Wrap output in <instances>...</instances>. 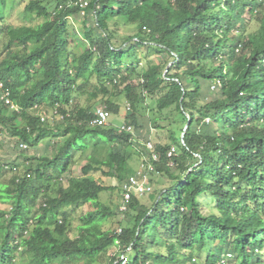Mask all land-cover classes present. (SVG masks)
Instances as JSON below:
<instances>
[{
  "label": "trees",
  "instance_id": "obj_1",
  "mask_svg": "<svg viewBox=\"0 0 264 264\" xmlns=\"http://www.w3.org/2000/svg\"><path fill=\"white\" fill-rule=\"evenodd\" d=\"M87 2L80 17L67 0H29L24 15L40 22L0 24V134L21 152L45 139L50 148L0 163V172L11 173L0 183V264L17 256L30 264H95L111 250L112 264L122 253L126 264H196L202 254L203 264H264V0ZM248 17L258 23L252 33ZM115 20L135 25V34L117 40ZM154 55L161 62L139 67ZM120 95L133 133L109 120L89 125L91 102L101 99L110 118ZM146 98H154L153 128L166 129L157 114L177 118L166 143L150 141L157 161L148 183L158 175L168 184L144 196L148 204L130 195L119 211L121 186L135 173L130 159L151 160L149 140L135 136ZM35 105L62 119L41 122ZM97 172L114 183L103 184L91 175ZM112 190L117 211L100 202ZM84 205L90 209L70 237L67 208ZM116 215L117 228L103 229Z\"/></svg>",
  "mask_w": 264,
  "mask_h": 264
},
{
  "label": "rangeland",
  "instance_id": "obj_2",
  "mask_svg": "<svg viewBox=\"0 0 264 264\" xmlns=\"http://www.w3.org/2000/svg\"><path fill=\"white\" fill-rule=\"evenodd\" d=\"M29 0H7V3L5 7L0 6V14L2 20H0V24H8L12 26H21V25H35L38 22H40L39 19H33L29 20L27 17L24 15L23 9L24 6L27 4ZM77 23H74L72 26V29L77 27ZM110 28L113 30L114 35L117 37V40H121L122 38L132 36L136 32V26L135 25H127L123 21L120 20H115L110 23ZM258 28V23L248 17L247 20V25H246V33H252L256 31ZM69 48L71 51L75 54L78 55L80 53V49L77 46L76 42H71ZM141 60L140 66L139 67H145L147 62H158L160 60V57L157 55L151 56L150 58ZM161 62V61H159ZM169 65H167L168 67ZM92 83H94V80H91ZM117 102L120 105L119 112L117 114H112L109 118V121L113 124L116 125H121L124 122V117L126 115V108L128 103L124 100L122 95L118 96ZM81 104L86 103V97H81L78 99ZM93 105V108L101 105L103 106L101 99H96V101L91 102ZM145 106L147 107L146 111L141 112V116L138 118V128H136L135 131V136L139 138L140 140H149L152 143H166L168 141V130H176L179 126H174V123H172V126H167L170 125L171 121H176V115L175 113L173 114H167L165 112L163 115L157 114L156 117L158 118H163L164 120H159L158 125H162L166 127V129H160V128H153V126L149 122V117H153L155 114L154 112L151 111V108H154V98H146L145 100ZM44 114L48 116L47 121L49 123L54 122L53 120L50 119V113L51 111L45 107L42 109ZM166 118V119H165ZM0 142H2V145H0V163H10V162H15L16 164H19L22 162L23 156H38V155H47L50 153V148L48 147V142L49 140L43 141L42 143L39 144L35 149H30L27 150L26 152H21L16 148V143L15 140L11 137H8L6 135L2 136V133L0 134ZM137 160L139 161V157L137 156ZM84 162L81 160H78L77 164H83ZM140 163V161H139ZM77 166H74L72 168V173L74 175L78 174V170L76 168ZM91 175L100 180L103 184L105 185H112L114 182L112 179L107 178V177H102L100 173H91ZM11 173H6L3 174L0 172V183H6L7 180L10 178ZM150 185L152 187V190L156 188H162L165 187L168 182L166 179H163L160 176H151L150 177ZM100 202L103 203L104 205H107L111 210L117 211V206L119 202V192L117 190H112L108 191L105 193L100 194ZM205 200V199H203ZM141 201H144V203L148 204V197H144L141 199ZM6 205L0 204V208H5ZM203 210L206 212L209 208L207 204L203 205ZM90 208L88 205L84 206H78V207H69L67 208V212L70 216L71 219V231L69 233L70 237L76 236V227L79 224V217L88 211ZM119 216L116 215L110 220L106 221L103 224V229L111 228V229H116L117 228V222L119 220ZM113 253L112 250L108 255H103L95 264H112L113 262ZM196 259V264H203L204 256L203 254L200 255V257L194 256ZM14 264H30L26 257H16V261ZM52 264H83L82 262L79 263H60L59 260L53 262Z\"/></svg>",
  "mask_w": 264,
  "mask_h": 264
},
{
  "label": "built area",
  "instance_id": "obj_3",
  "mask_svg": "<svg viewBox=\"0 0 264 264\" xmlns=\"http://www.w3.org/2000/svg\"><path fill=\"white\" fill-rule=\"evenodd\" d=\"M88 2L87 0H67V5L69 6H77L80 9L79 15L80 17L85 16L84 8L87 6ZM0 89H2V84L0 83ZM1 99L4 100V103L6 105H9V107L13 110H17V107L12 103V101L9 98V93L4 92L1 96ZM42 107H39L35 105L33 107V112L37 117H39L41 122L47 121L48 116L44 114L42 111ZM50 119L51 120H61L62 116L59 114V112L56 109L50 110ZM109 120V114L106 111V108L104 106H97L93 110V117L88 122L91 126H106L108 125ZM119 129L128 133H133L132 127L125 126L124 124L119 126ZM145 149L150 151L151 153V160L142 162L138 168V170L133 174L130 175L125 183L121 186V192H122V204L119 206V211H125L127 209L126 202L130 199V195H135L137 197H144L147 196L152 192V187L148 183V178L151 174L154 173V167L153 162L157 161V155L153 152L152 144L150 141H147L144 143ZM18 148L20 150H26L27 146L23 143L18 144ZM173 149L168 151L167 157L172 156ZM121 230L118 229V232ZM227 257H230V255H227ZM116 262H120V264H126L127 258L122 253L119 255V258Z\"/></svg>",
  "mask_w": 264,
  "mask_h": 264
},
{
  "label": "crops",
  "instance_id": "obj_4",
  "mask_svg": "<svg viewBox=\"0 0 264 264\" xmlns=\"http://www.w3.org/2000/svg\"><path fill=\"white\" fill-rule=\"evenodd\" d=\"M129 167H130V174L136 172L139 168V161L137 160V156H132V158L129 161Z\"/></svg>",
  "mask_w": 264,
  "mask_h": 264
},
{
  "label": "water",
  "instance_id": "obj_5",
  "mask_svg": "<svg viewBox=\"0 0 264 264\" xmlns=\"http://www.w3.org/2000/svg\"><path fill=\"white\" fill-rule=\"evenodd\" d=\"M186 127H187V124L183 128V132L185 131ZM181 138H183V133L181 134Z\"/></svg>",
  "mask_w": 264,
  "mask_h": 264
}]
</instances>
